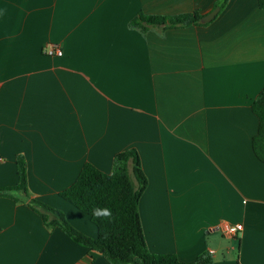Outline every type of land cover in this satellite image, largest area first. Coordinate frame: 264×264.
I'll return each instance as SVG.
<instances>
[{"label": "crops", "instance_id": "obj_1", "mask_svg": "<svg viewBox=\"0 0 264 264\" xmlns=\"http://www.w3.org/2000/svg\"><path fill=\"white\" fill-rule=\"evenodd\" d=\"M217 0H0V186L26 165L29 195L95 237L59 192L89 161L134 147L138 210L153 252L190 263L264 264V161L251 101L264 86V7L228 0L200 25H129L138 12L211 11ZM57 44L62 55L43 52ZM0 195V264H109L22 196ZM241 223L231 236L221 223Z\"/></svg>", "mask_w": 264, "mask_h": 264}, {"label": "trees", "instance_id": "obj_2", "mask_svg": "<svg viewBox=\"0 0 264 264\" xmlns=\"http://www.w3.org/2000/svg\"><path fill=\"white\" fill-rule=\"evenodd\" d=\"M228 0H217L215 6L222 8ZM264 7V0H258ZM203 13L200 10L176 14H152L138 12L129 20V25L145 32L150 28L166 29L188 25H200ZM251 110L256 115L258 126L252 138L256 156L264 161V86L251 101ZM18 180L13 186H0V195L13 196L19 193L26 203L37 211L48 226L57 225L70 238L101 253L109 264H209L211 255L205 251L193 262H182L173 252H153L147 247L138 204L147 179L141 167L138 151L134 147L117 152L109 172L85 161L74 181L59 192L95 224L97 234L91 237L73 227L59 209L31 197L27 188L26 165L22 157L16 161Z\"/></svg>", "mask_w": 264, "mask_h": 264}, {"label": "built area", "instance_id": "obj_3", "mask_svg": "<svg viewBox=\"0 0 264 264\" xmlns=\"http://www.w3.org/2000/svg\"><path fill=\"white\" fill-rule=\"evenodd\" d=\"M43 52L48 55H56L60 56L62 55V49L59 47L57 44L53 43H47L43 46ZM242 224L241 223H221L218 225L217 229L226 236H231L236 234L238 231L242 229Z\"/></svg>", "mask_w": 264, "mask_h": 264}, {"label": "water", "instance_id": "obj_4", "mask_svg": "<svg viewBox=\"0 0 264 264\" xmlns=\"http://www.w3.org/2000/svg\"><path fill=\"white\" fill-rule=\"evenodd\" d=\"M219 7H215L213 8L211 11L207 12L206 14H203V16L201 17V22H206L209 21L210 19L213 18V16L216 14V12L218 11Z\"/></svg>", "mask_w": 264, "mask_h": 264}]
</instances>
